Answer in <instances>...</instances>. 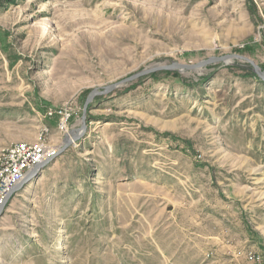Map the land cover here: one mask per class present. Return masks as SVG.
I'll use <instances>...</instances> for the list:
<instances>
[{"label": "rangeland", "instance_id": "rangeland-1", "mask_svg": "<svg viewBox=\"0 0 264 264\" xmlns=\"http://www.w3.org/2000/svg\"><path fill=\"white\" fill-rule=\"evenodd\" d=\"M238 56L264 71V0H0V149L43 124L60 147L46 113L70 134L99 93L6 205L0 264H264V80Z\"/></svg>", "mask_w": 264, "mask_h": 264}, {"label": "built area", "instance_id": "built-area-1", "mask_svg": "<svg viewBox=\"0 0 264 264\" xmlns=\"http://www.w3.org/2000/svg\"><path fill=\"white\" fill-rule=\"evenodd\" d=\"M46 118H56L59 131L65 134L69 132L72 118L70 108L49 110ZM49 133V126L43 124L39 142H15L0 149V207L12 189L24 179L28 170L55 153V148L45 142Z\"/></svg>", "mask_w": 264, "mask_h": 264}, {"label": "water", "instance_id": "water-1", "mask_svg": "<svg viewBox=\"0 0 264 264\" xmlns=\"http://www.w3.org/2000/svg\"><path fill=\"white\" fill-rule=\"evenodd\" d=\"M233 56H222V57H215V58H211L196 64H173V65H169V66H163L160 67L159 69H195V68H200L212 63H216L219 61H225L229 58H231ZM240 58L245 59L246 61H248L249 63L252 64L255 73L264 80V71H262V69L250 58L244 57V56H238ZM148 73V72H147ZM142 74H139L137 76H133L127 80L136 78L138 76H140ZM125 80V81H127ZM117 85L119 84H114L110 87L111 89H114ZM107 91L103 92L106 93ZM99 94L98 92H92L87 101H86V105H85V109H84V116H83V124L81 126V131L80 130H76L71 131V136L68 138L67 136H65L64 139V143L58 147L55 148V153L52 154L51 156L47 157L45 160H43L42 162L38 163L37 165H35L33 168H31L30 170H28V172L26 173L24 179L19 182L13 189L12 191L9 193V195L6 197L5 201L3 202V204L0 207V219L3 216L4 210L6 205L8 204V202L10 201V199L12 198L13 194L16 193L18 190H20V188H22L27 182H29L33 177H35L46 165H48L50 162H52L58 155L62 154L64 151H66L69 147H71L74 143H76L77 141H79L80 139H82L84 133L87 130V124H86V111H87V107L91 101V99L95 96Z\"/></svg>", "mask_w": 264, "mask_h": 264}, {"label": "bare ground", "instance_id": "bare-ground-1", "mask_svg": "<svg viewBox=\"0 0 264 264\" xmlns=\"http://www.w3.org/2000/svg\"><path fill=\"white\" fill-rule=\"evenodd\" d=\"M81 131V130H80ZM69 133V132H68ZM70 134H71V131H70ZM70 134H66V136L69 138L71 135Z\"/></svg>", "mask_w": 264, "mask_h": 264}, {"label": "trees", "instance_id": "trees-1", "mask_svg": "<svg viewBox=\"0 0 264 264\" xmlns=\"http://www.w3.org/2000/svg\"><path fill=\"white\" fill-rule=\"evenodd\" d=\"M257 74H255V76H256Z\"/></svg>", "mask_w": 264, "mask_h": 264}]
</instances>
